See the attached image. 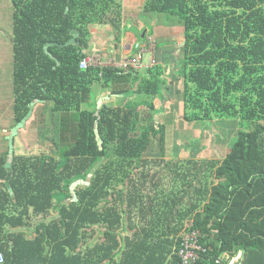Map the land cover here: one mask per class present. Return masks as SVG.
Here are the masks:
<instances>
[{
	"label": "trees",
	"instance_id": "trees-1",
	"mask_svg": "<svg viewBox=\"0 0 264 264\" xmlns=\"http://www.w3.org/2000/svg\"><path fill=\"white\" fill-rule=\"evenodd\" d=\"M12 2L15 123L36 99L51 112L44 124H50L55 112L64 116L52 137L58 157L14 155L13 196L5 181L8 152L0 155L2 264H85L79 249L84 226L113 224L115 217L121 218L116 203L131 206L140 199L181 204L188 198L180 214L191 219L183 232L198 230L205 249L191 264H227L240 252L238 264H264V0L146 1L145 11L175 15L183 25V121L191 125L238 120L236 138L222 160L184 161L146 158L157 139L161 156L166 155L167 127L173 118L169 114L168 122L159 120L162 102L155 99L168 83L160 64L148 68L147 74L134 68L80 67L92 41L91 25L111 24L119 32L118 0ZM74 30L78 42L68 44ZM95 82L111 86L114 94H125L124 101H106L98 110L92 104ZM136 95L139 101L130 98ZM97 121L102 145L95 133ZM154 167L155 173H170L173 187L180 186L179 199L142 194L147 181L141 176ZM77 179L84 183L76 187L77 200H69ZM109 202L111 206L100 209ZM53 208L59 216L32 227V238L25 228L4 229L9 223L30 226L32 215L48 214ZM184 225L182 220L180 230ZM137 236L131 247L135 246L133 253L145 254L139 264H146L159 248L162 254L172 252L167 250L170 240L146 244ZM181 239L176 241L178 248ZM102 248L88 251L99 254ZM178 248L170 264H182Z\"/></svg>",
	"mask_w": 264,
	"mask_h": 264
},
{
	"label": "crops",
	"instance_id": "crops-1",
	"mask_svg": "<svg viewBox=\"0 0 264 264\" xmlns=\"http://www.w3.org/2000/svg\"><path fill=\"white\" fill-rule=\"evenodd\" d=\"M146 1L147 0L142 2V10H141L142 16L140 13V16L137 19L134 20L128 19L126 25L127 27L124 25L122 27V30L119 28L118 33L111 24L91 25L90 31L92 33V41L89 49L87 50L88 53L87 56L89 57L100 56L103 60H106L107 62H118V63L124 59L134 57L131 56V54L135 53L132 52L135 45L134 43L131 42L132 37L128 29L136 26L138 29H142L143 32L145 25L146 24L154 25V22L157 18L156 16L157 14L153 12H147L144 10ZM126 2L127 5L124 6L123 10L129 9L128 7L132 5L133 0H125V3ZM162 23H164V20L161 18L160 24ZM169 25L172 26V31L164 29L162 32L161 31L159 32L161 34H169L168 37L170 39H173L176 38L175 36L173 37V32L180 31V36L178 38L179 43L178 42L177 43L178 46L180 45L181 47L176 48L177 45L174 44L171 47L167 46L164 47L162 50H159L158 49L159 44L155 40L156 42L155 47L157 49V53L155 55V50L153 51V53L151 51L152 46L151 47L148 46L149 47L148 50L150 52V60L152 58L154 59L156 57L158 58L156 64H160L164 68V75L168 82L163 88V93L159 95L155 99V101L158 100L160 103L161 102L163 103V104L161 103V107L163 108L161 114L162 113L171 114V112H168L167 106L171 100L172 93L174 92L173 86H171V83H169V81L173 80V83L175 84V87L177 89L176 93L180 95L182 99L181 100L182 103L180 102L181 103L180 106H181V114L183 116L184 113L183 94H181L180 91L178 92L179 87L177 83H178V79L179 82H181L180 64L183 60L179 59V55L181 53L184 54V47H183L184 31L182 25L181 28L180 26L173 27L171 23H169ZM145 34H147V31L143 33V35ZM128 36L131 38L129 42L127 40ZM149 43L151 44V41ZM145 47L146 46L144 45L143 48ZM148 63L149 62H147V64ZM110 67H117L121 69V67H118L116 65ZM148 68H150V66H147L146 68L142 67L137 70L142 72L143 74H147ZM95 84H97V87L94 89L93 86ZM93 86L91 87L92 104L96 103L97 108H98V100L101 98L109 97L104 99L103 103L106 101H110V104H117L121 101H124L125 94L117 95L112 93L111 86H105L101 82H95ZM130 98L135 101H139L140 96L136 95ZM38 100L39 101L34 106L31 117L27 120L26 124L18 130V132L14 136V155H19V156L25 155L24 153H20L19 150L23 151L22 149H20L22 147L23 142L28 143L30 141L29 139H27V137L34 135V139H33L34 142L32 143V145H35L37 140L38 141L41 140L46 129H51L52 131L57 130L59 127L60 119L64 116L61 112H55L52 114L54 117L53 120L51 121V119H49L50 124L48 125L44 124L43 121L45 123L48 122V116L51 114V112L46 111L47 108L45 107L44 102L41 99ZM13 102H14V93L12 96L11 91L9 89H6L1 83V67H0V155H5L8 152L6 167L9 161L11 162V167H12L13 157H14V155L12 158L10 156L9 153L10 144L8 139L10 135V130L17 125V123H15ZM84 107H86V105ZM175 118H176V114H175ZM53 122L54 123L56 122L54 129L52 127ZM171 126L172 123L168 125V127ZM27 146L29 145L27 144ZM146 158H150V159L161 158L164 159L165 161L168 160L184 161L190 158L202 159L207 157H204L203 155L201 156L168 155L167 156L166 154L165 156H161L160 154L159 155L148 154L146 155ZM164 162L161 163L160 166H164ZM155 168L156 167H154V169L152 168L151 172L149 171L146 172V174H142L141 176L142 180L147 181L146 185L142 187L141 190L142 194L145 196L152 195L155 196L156 198L158 196H160V198L164 196L165 198L176 197V199H179L180 186L173 187L172 184L173 181L170 179L169 176L170 173L166 171L155 173ZM136 175L138 176L140 174H136ZM91 178L88 177V179L85 181V184L88 185L91 181ZM118 189L120 188H117V190ZM173 190L175 191L174 193H172ZM70 199L74 200L73 195L71 198H69V200ZM187 200H189V198L181 202V204H178L179 203L178 200L175 202H163V201L143 202L140 199L138 200V203L133 202L131 206H128L126 203L124 204L120 202L116 203L115 208L119 212L121 218L115 217V219L113 220V224L109 221L107 222L102 221L100 223L86 224L84 226L83 242L79 249H81L84 252L83 255H84L85 264H121V263L139 264L140 262L139 259H141V257L144 256L145 254H135L132 251L135 246L131 247V244L136 242L133 239V237H135L137 233L140 234V236H137L140 239V241L146 242V244L162 242L163 240H170L169 245L167 246V250L172 249L171 253L162 254V250L161 248H159L158 254L154 255V257L153 254H149L152 257L150 256L149 258L150 260L146 263V264H153L162 261L163 264H170L174 254H176V249L178 248L176 247V241H178V239L184 234L183 231L191 219L190 216L184 217L183 213L180 214L181 210H183L185 206L189 205ZM106 206H111V202L107 204L102 203L100 205V209H104ZM53 210L55 209L53 208ZM35 216L36 215H32V218L30 219L31 220L30 226L13 227L9 223L4 226V229L9 232H14V231L22 230V228H25V232L27 234L29 235L32 234L34 236V234L36 235V232L34 231V229L32 230L31 228L37 225V224L36 225L33 224ZM58 216L59 213L57 210H55V212H52L51 218L48 219V221H51L57 218ZM182 220L185 222V225L182 228V230H180ZM43 221L46 222L45 219H43ZM110 226L112 228H110ZM110 233H112L113 235L111 236ZM97 246H103L100 253L90 254L88 250H93ZM141 253H143V251H141ZM241 255L242 254L240 252L236 256L238 257L236 261H234L236 257H233L229 260L227 264H231L232 261H233L232 264H238ZM228 258L229 255H225L223 257L224 260H228Z\"/></svg>",
	"mask_w": 264,
	"mask_h": 264
},
{
	"label": "rangeland",
	"instance_id": "rangeland-1",
	"mask_svg": "<svg viewBox=\"0 0 264 264\" xmlns=\"http://www.w3.org/2000/svg\"><path fill=\"white\" fill-rule=\"evenodd\" d=\"M145 0H133L129 9L123 10L124 6L127 5L125 0H118L121 4L119 8L121 12V18L119 21V28L122 30V27L127 25V20H134L140 16L142 10V2ZM116 10V9H115ZM142 16V13H141ZM157 18L154 22V25L146 24L144 30L138 29L136 26L129 28L128 31L131 34L132 40L131 42L134 43L135 47L131 54L134 56L132 58L137 57L138 55L142 54L143 62L147 63L150 60V52L149 47L152 46L151 51L155 50V55L157 53V49L155 47V40L159 44L158 49L162 50L164 47H171L172 45L176 44L178 46L180 31H174L173 37L177 38L170 39L168 37L169 34H161L159 31L171 30L173 27L181 28L182 22L178 19L175 15L163 14L159 13L156 15ZM161 18L164 20V23L160 24ZM14 6L12 0H0V67H1V83L6 88L9 89L12 93H14L13 89V66H14V53H13V29H14ZM127 27V26H126ZM139 27V26H138ZM183 27V25H182ZM147 31V34L143 35L144 32ZM118 33V32H117ZM172 35V34H171ZM155 37V39H154ZM128 42L130 41V37H127ZM158 38V39H157ZM151 41V44L149 43ZM178 42V43H177ZM118 43V42H115ZM140 45V47H139ZM146 46L143 48V46ZM113 46V45H112ZM161 48V49H160ZM139 49V51H138ZM128 55V54H127ZM129 56V55H128ZM183 54L179 55V59L183 60ZM130 59V58H128ZM158 61V58H155ZM156 65V63H155ZM154 65V66H155ZM144 68V66H143ZM146 68V67H145ZM180 68L182 66L180 64ZM137 69V67H136ZM171 86L174 88V92L172 93L171 100L167 106L168 112H171L172 118V126L167 127V139H166V146L165 151L167 156L170 155H203L208 159H216L222 160L230 147L233 140L236 138L237 130L239 128L238 120L236 119H214L209 122H198L195 124L188 125L183 121L182 114H181V97L176 93V87L173 83V80L169 81ZM178 87L181 94L182 92V84L179 82L178 79ZM169 85V84H168ZM97 84L93 86L95 89ZM244 94H241V97ZM182 96V95H181ZM170 99V98H169ZM181 102V103H180ZM240 109L242 108V102L239 104ZM170 110V111H169ZM176 114V118H175ZM159 120L163 122L169 121V114L162 113L159 115ZM175 122V123H174ZM174 123V125H173ZM55 124L53 122V129L55 128ZM52 133V134H51ZM56 130L46 129L43 137L41 140H37L35 145H32L34 142V135L27 137L29 139L28 143L23 142L22 149L20 153H24L25 155H40V154H49L54 155L55 157L59 156V152L57 151V147L54 145L52 141V137L56 135ZM27 144L29 146H27ZM161 143L158 139L152 143L150 146V154L161 155ZM55 212V210H51ZM48 214H41L36 215L33 224H38L45 219L51 218L52 212ZM31 234V233H30ZM35 236V234H34ZM32 234L28 237H34ZM238 257L234 259L236 261ZM233 263V261H232ZM231 263V264H232Z\"/></svg>",
	"mask_w": 264,
	"mask_h": 264
},
{
	"label": "built area",
	"instance_id": "built-area-1",
	"mask_svg": "<svg viewBox=\"0 0 264 264\" xmlns=\"http://www.w3.org/2000/svg\"><path fill=\"white\" fill-rule=\"evenodd\" d=\"M157 61L152 58L149 63L143 62V56L140 54L135 58L124 59L121 62H107L100 56H87L80 62V67L87 69L90 66H96L100 68L118 66L121 68H134L139 69L147 66H154ZM102 75V72H101ZM200 232L198 230H192L182 235V239L177 250L178 255L181 258L182 264H191L196 262L200 257V252L204 251V247L199 243ZM5 256L3 252H0V264L4 262Z\"/></svg>",
	"mask_w": 264,
	"mask_h": 264
},
{
	"label": "water",
	"instance_id": "water-1",
	"mask_svg": "<svg viewBox=\"0 0 264 264\" xmlns=\"http://www.w3.org/2000/svg\"><path fill=\"white\" fill-rule=\"evenodd\" d=\"M74 37L68 42V44H74V43H77L78 42V31L77 30H74ZM106 98H109V97H105V98H101L98 100V110L101 108L102 106V103L104 101V99ZM39 100L36 99L35 101H33L31 104H30V110L28 112V114L19 122L17 123V125L15 127H13L11 130H10V135L8 137L9 139V144H10V149H9V153H10V156L11 158L13 157L14 155V136L15 134L18 132V130L20 128H22L27 120L31 117L32 115V112H33V109H34V106L35 104L38 102ZM95 133H96V136L98 138V142L100 145H102L103 143V139L100 135V132H99V128H98V121L96 122L95 124ZM7 168H8V175L6 177V183H7V186L10 188V191H11V194L13 195V188L11 187L10 185V179H11V176H12V173H13V170H12V167H11V162L9 161L8 164H7ZM93 175V173H90L88 175L89 178H91ZM84 180L83 179H77L76 181H74L71 186H70V190L72 192V195H73V199L74 200H77V192H76V187L83 183Z\"/></svg>",
	"mask_w": 264,
	"mask_h": 264
}]
</instances>
